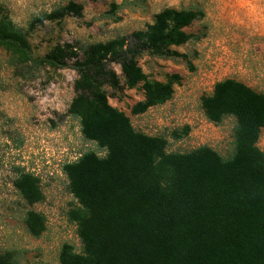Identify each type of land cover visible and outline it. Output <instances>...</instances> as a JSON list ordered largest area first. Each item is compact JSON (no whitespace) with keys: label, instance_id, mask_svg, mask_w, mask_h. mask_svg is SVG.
<instances>
[{"label":"trees","instance_id":"1","mask_svg":"<svg viewBox=\"0 0 264 264\" xmlns=\"http://www.w3.org/2000/svg\"><path fill=\"white\" fill-rule=\"evenodd\" d=\"M82 9L69 1L34 17L26 28L0 15V48L16 62L76 71L67 114L97 148L62 165L77 202L68 217L76 224L82 250L64 243L59 264H264V151L258 146L264 91L228 77L201 96L209 121L235 118L229 156L208 145L169 151L166 137L137 130L124 111L109 103L106 87L114 92L140 88L143 97L130 107L133 115L170 100L180 74L149 79L138 57L143 52L179 55L171 47L192 37L185 28L203 12L166 7L145 28L86 44L81 55L72 43H56L44 55H33L27 38L32 29L67 15L81 16ZM112 64L119 65L123 81ZM187 132L185 125L172 137ZM12 169L11 183L28 206L26 229L39 236L45 217L31 206L44 198L40 178L21 166ZM0 264H14L12 255L0 253Z\"/></svg>","mask_w":264,"mask_h":264},{"label":"rangeland","instance_id":"2","mask_svg":"<svg viewBox=\"0 0 264 264\" xmlns=\"http://www.w3.org/2000/svg\"><path fill=\"white\" fill-rule=\"evenodd\" d=\"M69 1L83 6L81 16L67 15L32 29L27 38L34 56L44 55L56 43L75 44L81 55L86 44L145 28L166 7L201 10L203 15L185 28L192 37L171 47L179 55L143 52L138 57L149 79L164 81L168 74H180L170 100L137 115L130 107L143 97L139 87L115 92L106 87L108 101L124 111L137 130L166 137L169 151L208 145L225 157L232 153L235 118L209 121L201 96L228 77L264 91V0H0V15L26 28L34 17ZM112 67L123 81L119 65ZM76 77L71 67H34L16 62L0 48V253L11 254L14 264H59L64 243L82 250L76 224L68 217L77 202L67 189L62 165L97 148L83 138L78 120L67 114ZM185 125L187 134L173 138L172 131ZM259 146L264 150V128ZM14 166L40 178L44 198L31 206L45 217L39 236H32L24 224L28 206L11 183Z\"/></svg>","mask_w":264,"mask_h":264},{"label":"built area","instance_id":"3","mask_svg":"<svg viewBox=\"0 0 264 264\" xmlns=\"http://www.w3.org/2000/svg\"><path fill=\"white\" fill-rule=\"evenodd\" d=\"M216 83V82H215ZM214 83V84H215ZM214 86V85H213ZM261 134V133H260ZM259 141H260V136H259V140H258V146H259ZM260 147V146H259ZM261 148V147H260ZM262 149V148H261ZM263 150V149H262ZM264 151V150H263Z\"/></svg>","mask_w":264,"mask_h":264}]
</instances>
